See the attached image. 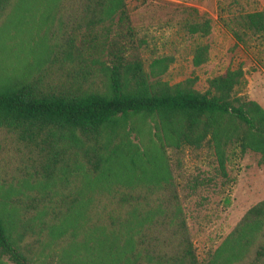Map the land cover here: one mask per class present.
Instances as JSON below:
<instances>
[{
	"label": "trees",
	"instance_id": "obj_1",
	"mask_svg": "<svg viewBox=\"0 0 264 264\" xmlns=\"http://www.w3.org/2000/svg\"><path fill=\"white\" fill-rule=\"evenodd\" d=\"M10 16L53 27L54 40L40 68L0 76V128L27 151L49 236L75 230L63 254L41 259L51 242L26 235L0 201V264H264V198L197 258L166 152L211 148L223 176L229 149L264 164V109L240 93V65L208 77L202 91L190 78L159 79L171 57H139L125 0H0V33ZM218 18L238 42L264 34V9L230 18L220 9ZM180 26L200 37L210 30L203 14ZM207 49L194 44V66Z\"/></svg>",
	"mask_w": 264,
	"mask_h": 264
},
{
	"label": "rangeland",
	"instance_id": "obj_2",
	"mask_svg": "<svg viewBox=\"0 0 264 264\" xmlns=\"http://www.w3.org/2000/svg\"><path fill=\"white\" fill-rule=\"evenodd\" d=\"M125 4L136 33L134 44L139 57L144 61L157 56L171 57L159 79L174 83L190 78L193 86L202 91L208 77L222 74L228 66L240 65L245 79L240 93L264 109V34L247 33L243 42H238L218 18L220 9L229 18L234 13L264 9V0H125ZM202 14L210 24L205 36L190 34L180 26L184 18ZM26 26L16 16L5 20L6 31L0 33L2 77L26 76L44 64L54 29ZM198 40L207 43L208 49L205 60L194 66L191 49ZM166 152L173 164L179 204L195 254L198 259L205 258L220 245L245 210L264 198V164L257 162L256 152L246 151L238 156L229 149L223 176L211 148ZM29 165L26 149L13 133L0 128V201L21 216V222L30 230L26 235L51 242L38 253L41 259L48 252L63 254L75 229L62 226L61 232L54 231L56 237L49 236L47 226L53 220H48L49 215L45 218L40 209L41 190ZM48 197L42 202L48 203Z\"/></svg>",
	"mask_w": 264,
	"mask_h": 264
}]
</instances>
